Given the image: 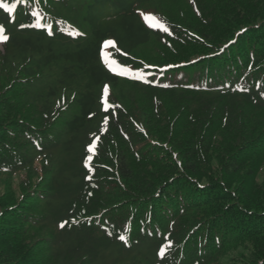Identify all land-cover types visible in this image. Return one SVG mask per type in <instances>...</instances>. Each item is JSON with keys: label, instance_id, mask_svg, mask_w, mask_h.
<instances>
[{"label": "trees", "instance_id": "trees-1", "mask_svg": "<svg viewBox=\"0 0 264 264\" xmlns=\"http://www.w3.org/2000/svg\"><path fill=\"white\" fill-rule=\"evenodd\" d=\"M0 4V264H264V0Z\"/></svg>", "mask_w": 264, "mask_h": 264}, {"label": "snow or ice", "instance_id": "snow-or-ice-1", "mask_svg": "<svg viewBox=\"0 0 264 264\" xmlns=\"http://www.w3.org/2000/svg\"><path fill=\"white\" fill-rule=\"evenodd\" d=\"M0 8H4L8 11H11V9L9 8V6L7 4H0ZM141 16H143V19L147 22H155L156 18L152 15H146L144 13H141ZM39 23H37V27H39ZM8 37L6 35H2L0 34V42H5L7 41ZM115 47V44H114V41L111 40V39H108V40H105L103 41V44L100 46L99 48V57L100 59L104 62L105 65H107L109 67V69L111 70H115L114 69V65L116 63L115 60H110L109 57H108V54L104 51L105 48H108V47ZM227 47V46H226ZM221 51H223V49H221ZM121 71H127L126 69H121ZM65 226L64 223H61L59 225V227L63 228ZM119 239L121 240H124L125 237L124 236H120ZM161 255H163V249H161V252H160Z\"/></svg>", "mask_w": 264, "mask_h": 264}, {"label": "rangeland", "instance_id": "rangeland-1", "mask_svg": "<svg viewBox=\"0 0 264 264\" xmlns=\"http://www.w3.org/2000/svg\"><path fill=\"white\" fill-rule=\"evenodd\" d=\"M2 51H3V43L0 42V52H2ZM90 134H92V133H90Z\"/></svg>", "mask_w": 264, "mask_h": 264}]
</instances>
